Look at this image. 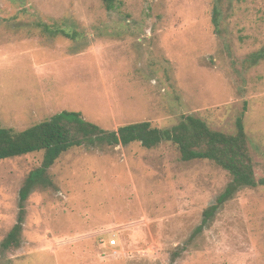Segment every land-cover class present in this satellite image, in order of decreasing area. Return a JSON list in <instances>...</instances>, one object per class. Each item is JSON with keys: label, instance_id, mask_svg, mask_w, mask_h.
<instances>
[{"label": "rangeland", "instance_id": "rangeland-1", "mask_svg": "<svg viewBox=\"0 0 264 264\" xmlns=\"http://www.w3.org/2000/svg\"><path fill=\"white\" fill-rule=\"evenodd\" d=\"M63 110L106 130L192 114L232 133L242 115L264 179V0H118L111 11L102 0H0V127ZM41 161L0 162V244ZM48 173L56 189L31 192L21 245H0V264H264V186L238 190L196 233L231 178L180 160L170 142L83 144Z\"/></svg>", "mask_w": 264, "mask_h": 264}, {"label": "trees", "instance_id": "trees-1", "mask_svg": "<svg viewBox=\"0 0 264 264\" xmlns=\"http://www.w3.org/2000/svg\"><path fill=\"white\" fill-rule=\"evenodd\" d=\"M117 1L102 0L107 11L113 10ZM213 22L217 27L216 16L213 17ZM38 24L48 33H62L68 36L63 27L55 23ZM162 142L172 143L179 153L180 160H208L225 170L231 178L224 191L217 197L216 203L202 211V224L196 233L238 190L264 186V179H256L254 174L242 115L237 117L232 133L212 129L204 119L192 114L182 115L179 122L170 127L160 128L153 126L149 121H139L121 125L115 130H106L85 120L78 111L63 110L24 130L0 127V162L42 152L40 165L28 172L18 190L16 222L3 238L1 249L20 247L26 201L37 188L56 189L48 169L62 154L83 144L104 148L139 143L140 146L151 149ZM180 254L175 253V259L179 258Z\"/></svg>", "mask_w": 264, "mask_h": 264}, {"label": "built area", "instance_id": "built-area-1", "mask_svg": "<svg viewBox=\"0 0 264 264\" xmlns=\"http://www.w3.org/2000/svg\"><path fill=\"white\" fill-rule=\"evenodd\" d=\"M114 242V241H113Z\"/></svg>", "mask_w": 264, "mask_h": 264}]
</instances>
